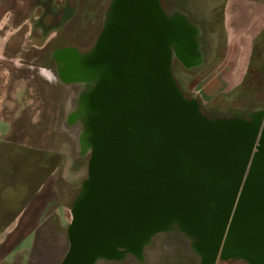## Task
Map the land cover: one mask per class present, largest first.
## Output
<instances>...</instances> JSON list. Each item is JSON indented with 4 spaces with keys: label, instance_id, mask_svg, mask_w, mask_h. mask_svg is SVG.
Masks as SVG:
<instances>
[{
    "label": "water",
    "instance_id": "obj_1",
    "mask_svg": "<svg viewBox=\"0 0 264 264\" xmlns=\"http://www.w3.org/2000/svg\"><path fill=\"white\" fill-rule=\"evenodd\" d=\"M113 15L92 54L66 68L90 82L75 117L91 154L62 264H94L173 218L209 240L210 263L222 249L264 264V111L208 117L185 94L172 46L185 49L188 36L157 0H116Z\"/></svg>",
    "mask_w": 264,
    "mask_h": 264
},
{
    "label": "rangeland",
    "instance_id": "obj_2",
    "mask_svg": "<svg viewBox=\"0 0 264 264\" xmlns=\"http://www.w3.org/2000/svg\"><path fill=\"white\" fill-rule=\"evenodd\" d=\"M175 1L195 23L203 27L206 32V44L209 47V51L203 53L205 65L201 69L187 72L179 61L176 62L174 75L185 94L189 97L196 96L204 113L209 111L212 105L217 106L218 102L228 106L226 112L233 110L231 114L229 113L231 116L243 114L245 116L257 106L264 108V34L255 40L253 55L250 61L245 63L251 68L244 73L239 84L230 88L223 85L216 93L212 90L204 100L199 93H194L193 89L201 91L203 85L205 87L210 80L205 77L225 57L228 44L225 22L221 18L228 0ZM256 1L264 5V0ZM109 2L110 0H79L77 14L65 26L58 43L74 44L81 51L90 49L102 30ZM30 53L32 56L20 60L12 58V62L9 63L10 74L14 79L9 84L4 114L14 122L10 137L16 141V150L23 148L31 151L33 156H36L37 152L47 153L48 173L55 180L57 200L49 207V215L37 225L31 239L17 250L9 264H60L69 247L68 226L72 220L71 209L88 178L91 151L82 148L87 138L86 127L81 126L82 122L75 128L61 126L65 114L60 105L63 89L61 90L59 82L53 83L40 69L39 66L44 61L43 52L38 54L34 49ZM61 53L62 57L65 56L66 66H70L71 63L77 65L87 59V55L83 56L69 47L62 49ZM79 86L82 93L84 88L82 84ZM220 90L223 91L219 93ZM81 95H76L69 101L70 112L74 113L76 101L81 100ZM76 132L79 134L76 135ZM16 172L18 189L22 187V182L19 169H16ZM31 177L34 184L38 176L33 169ZM173 229L172 237L175 238L178 233L175 228ZM166 241L167 237L162 236L143 244L142 262L144 264L179 262L181 255L177 254L175 257L171 255L167 250ZM193 253L190 262L198 263L199 258ZM135 257L128 256L125 262L139 263L140 259ZM216 261L217 264H250L243 259L219 258Z\"/></svg>",
    "mask_w": 264,
    "mask_h": 264
},
{
    "label": "crops",
    "instance_id": "obj_3",
    "mask_svg": "<svg viewBox=\"0 0 264 264\" xmlns=\"http://www.w3.org/2000/svg\"><path fill=\"white\" fill-rule=\"evenodd\" d=\"M78 6L79 0H0V264L10 263L57 200L47 153L33 156L23 148L16 150V141L10 137L14 122L4 114L9 84L14 79L9 63L12 58L32 56L34 49L45 57L54 46L64 45L58 42ZM224 17L228 44L225 57L205 77L210 80L203 85L202 93L193 89L204 100L223 85L230 88L239 84L248 71L245 63L253 55L255 40L264 34V5L256 0H228ZM16 169L22 182L18 189ZM32 169L38 176L34 184Z\"/></svg>",
    "mask_w": 264,
    "mask_h": 264
},
{
    "label": "flooded vegetation",
    "instance_id": "obj_4",
    "mask_svg": "<svg viewBox=\"0 0 264 264\" xmlns=\"http://www.w3.org/2000/svg\"><path fill=\"white\" fill-rule=\"evenodd\" d=\"M116 0H110L107 10L105 11V20L103 27L109 20L113 19V11H114V3ZM159 8L161 9L162 17L167 20V22L171 24H175L176 26H179L181 29H183L188 36L187 44H185V49H181V51H177V49L172 46V54H173V68L175 70V64L177 61L180 62V64L183 66L187 72H192L194 70L201 69L205 65V59L203 56V53L209 51V47L206 44L207 38H206V32L201 27L200 24L195 23L185 12V10L177 5V2L175 0H157ZM150 3V1H149ZM227 4V3H226ZM152 6V2L150 3ZM225 22L224 15L221 18ZM102 27V29H103ZM226 30V29H225ZM102 31V30H101ZM101 33V32H100ZM100 35V34H99ZM99 37V36H98ZM98 40V38H97ZM95 41L94 45L86 50L81 51L79 50L74 44H64V45H56L54 46L44 57L43 64L40 67L42 71L45 73V75L54 83L59 82L58 84L61 85V90L63 89L62 97L60 105L63 107L65 114L63 116V120L61 122V126H71L72 128H75L82 122L81 126H84L85 119L84 117L77 118L75 115H78L79 113H82V109L80 108V103L76 101V109L74 113L70 112V106L69 101L76 95H83L90 89V82L83 83L82 81L78 80L77 78L71 76V74L68 75L66 68V60L65 56L62 57L61 50L69 47L70 49L76 50L81 55H87V57L92 54L94 47L96 45ZM60 52V53H59ZM264 62V61H263ZM70 73V72H69ZM80 84H82V88L84 91L81 93ZM86 88H88L86 90ZM81 95V96H82ZM82 98V97H81ZM217 106L212 105V107L209 109V111H206V115L208 117H232L230 112H226L228 106L220 104L219 102L216 104ZM202 107V106H201ZM258 107V108H257ZM256 109H254L251 112H247L245 115L249 119H255V117L264 111V108L262 106H257ZM79 111H76L78 110ZM224 108V109H223ZM203 110V109H202ZM235 111V110H234ZM204 112V111H203ZM230 113V114H229ZM239 113V112H238ZM72 114V115H71ZM230 115V116H229ZM239 116H244L239 115ZM79 133L76 132V135ZM83 133L81 134L82 137ZM83 139V138H82ZM84 150H88L87 145H83L82 147ZM220 226V223H215L213 226V229H211V232H216V229L218 230ZM69 227V226H68ZM175 228L177 230V235L172 237L173 231ZM167 237L166 241V247L168 252L171 255H181L179 262L174 263H166V264H217V261L215 263L209 262V257L211 254V244L209 240L205 241V238H200L198 235H196L195 231L191 229L190 226H188L183 220L179 218H173L165 220L161 223L160 227L156 230L155 233H153L148 240L141 239L138 235V232L131 237L129 240L132 244H121V239L118 240V242L113 246V248H110L111 254L110 256H107V253L105 256H103L101 259H99L94 264H128L125 262L126 258L128 256L134 255L135 258L140 259V262L137 264H144L142 262L143 260V251H144V245L151 241L155 237ZM70 248V242L69 247L67 251L65 252L60 264L63 263L66 254L68 253ZM109 252V250H108ZM196 255L199 258L198 263H192L191 261V254ZM222 260H233L237 259L236 257H233L229 250L223 251L220 249V252L217 256V259Z\"/></svg>",
    "mask_w": 264,
    "mask_h": 264
},
{
    "label": "trees",
    "instance_id": "obj_5",
    "mask_svg": "<svg viewBox=\"0 0 264 264\" xmlns=\"http://www.w3.org/2000/svg\"><path fill=\"white\" fill-rule=\"evenodd\" d=\"M253 61L256 62L255 60H253ZM254 62H253V63H254ZM261 63H262V62H261ZM251 65H252V64H251ZM249 68H251V66H249Z\"/></svg>",
    "mask_w": 264,
    "mask_h": 264
}]
</instances>
